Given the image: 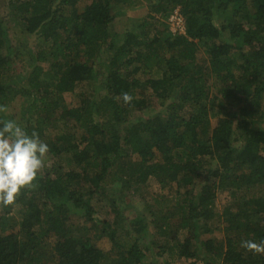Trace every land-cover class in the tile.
I'll return each instance as SVG.
<instances>
[{
    "label": "trees",
    "instance_id": "1",
    "mask_svg": "<svg viewBox=\"0 0 264 264\" xmlns=\"http://www.w3.org/2000/svg\"><path fill=\"white\" fill-rule=\"evenodd\" d=\"M80 1L0 0V127L49 146L0 264H264V0Z\"/></svg>",
    "mask_w": 264,
    "mask_h": 264
},
{
    "label": "clouds",
    "instance_id": "2",
    "mask_svg": "<svg viewBox=\"0 0 264 264\" xmlns=\"http://www.w3.org/2000/svg\"><path fill=\"white\" fill-rule=\"evenodd\" d=\"M125 104L133 97L123 93ZM0 105V112H5ZM49 146L35 131L29 133L14 119L6 120L0 127V205L11 206L18 194L31 187L45 167ZM240 247L253 255H264V239L243 240Z\"/></svg>",
    "mask_w": 264,
    "mask_h": 264
},
{
    "label": "rangeland",
    "instance_id": "3",
    "mask_svg": "<svg viewBox=\"0 0 264 264\" xmlns=\"http://www.w3.org/2000/svg\"><path fill=\"white\" fill-rule=\"evenodd\" d=\"M86 3H87V0H81L80 1L79 5H78V8H79L80 11L83 9V7L85 6ZM142 4H144V3H142ZM0 11H1L2 14H4V9H0ZM146 13H147L146 6L140 4V6L137 5V6L133 7V8H131V9L127 10L126 16L132 18L133 20H136V19H140V18L144 17L146 15ZM115 21H116L115 22L116 24H115L114 28L118 29V30L122 29V26H124L125 23H126L125 22L124 24H122L121 20L119 21V18H117V20H115ZM167 24H169L170 31L173 33V31H175V27L171 26V23L169 22V20H168ZM201 59L203 60V57H201ZM66 100H67L66 102L69 103L70 101L73 100V98H72V96L67 94L66 95ZM17 109H18V103L17 104L13 103L12 106L10 107V110H13L14 112H16ZM156 192H159V186H157V184H154L152 193H156ZM222 200H223V197H220L218 199V202H217L218 203L217 204V210H219V211L222 209V207L224 205L223 204L224 201H222ZM216 236H217V238H220V234L216 233ZM150 240L152 241V238L147 234L145 241L148 242ZM97 246L99 248L105 249L107 251L108 247H109V244H108L107 241H100V242H98ZM158 261L162 262L161 259H159ZM165 261H170V259L165 257Z\"/></svg>",
    "mask_w": 264,
    "mask_h": 264
},
{
    "label": "built area",
    "instance_id": "4",
    "mask_svg": "<svg viewBox=\"0 0 264 264\" xmlns=\"http://www.w3.org/2000/svg\"><path fill=\"white\" fill-rule=\"evenodd\" d=\"M169 22L171 23V26L175 27V31H173V33L184 34V23L178 11H175L170 16Z\"/></svg>",
    "mask_w": 264,
    "mask_h": 264
}]
</instances>
